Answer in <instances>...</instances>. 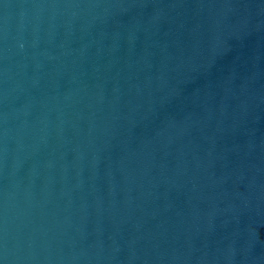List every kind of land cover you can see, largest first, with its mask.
<instances>
[{"label": "water", "instance_id": "95a60500", "mask_svg": "<svg viewBox=\"0 0 264 264\" xmlns=\"http://www.w3.org/2000/svg\"><path fill=\"white\" fill-rule=\"evenodd\" d=\"M0 264H264V0H0Z\"/></svg>", "mask_w": 264, "mask_h": 264}]
</instances>
